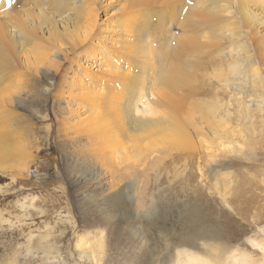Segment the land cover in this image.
Here are the masks:
<instances>
[{"label": "bare ground", "instance_id": "1", "mask_svg": "<svg viewBox=\"0 0 264 264\" xmlns=\"http://www.w3.org/2000/svg\"><path fill=\"white\" fill-rule=\"evenodd\" d=\"M118 2V14L100 24L106 11L98 0H0V157L64 155L71 135L87 143L74 153L108 170L122 163L102 160L117 153L128 159L126 170H175L183 161L200 170L207 157L226 171L232 164L216 159L248 156L250 114L264 112V0ZM238 19L249 27L256 54L252 41L234 42L242 35L231 29ZM19 104L37 117L18 113ZM32 127L44 135L34 142L41 146L27 148L20 142L32 137ZM255 170L257 199L224 174L212 188L227 210L259 226L264 167ZM198 216L195 210L183 220L192 249L206 235ZM260 231L247 242L264 254ZM101 242L94 244L99 253ZM220 244L198 255L177 249L170 260L264 264L257 252Z\"/></svg>", "mask_w": 264, "mask_h": 264}, {"label": "rangeland", "instance_id": "2", "mask_svg": "<svg viewBox=\"0 0 264 264\" xmlns=\"http://www.w3.org/2000/svg\"><path fill=\"white\" fill-rule=\"evenodd\" d=\"M98 2L106 11L99 17L100 24L117 15L121 8L118 0ZM236 21L238 26L231 29L240 30L238 34L242 35L235 36L234 42L252 44L247 24ZM101 29L105 30V26ZM255 42L251 46L252 54H256ZM18 108L20 114L27 112L37 117L33 110L28 111L21 104ZM250 117L252 125L247 129L252 137L249 135L251 142L246 144L248 156L231 154L216 159L232 164L226 171L220 170L217 164L206 163L207 157L203 158L200 170L199 163L192 166L184 161L175 170L163 167L126 170L129 161L120 153L102 160L114 166L122 163L119 170L102 169L95 158L74 153L87 143L73 135L68 137V151L64 155L58 152L51 157L25 158L18 154L4 157L3 153L0 157V264H173L170 259L177 249L198 255L207 244L220 243L234 249L247 248L254 255L257 252L256 258L264 256L247 242L254 235L262 236L260 230L264 223L250 225L227 210L212 188L219 176L220 179L227 175L246 195L257 199L254 179L258 171L255 168L264 167V112L254 108ZM34 125L42 129L36 121ZM34 128L32 137L21 140V145L41 146L38 143L44 133L34 134ZM17 138L13 135L11 139L15 145L20 140ZM251 154L256 158L249 157ZM258 201L257 205L261 206L263 203ZM195 210L200 215L198 218L204 219L201 218L206 235L198 237L192 249L185 239L189 233L183 220L191 218ZM100 238L102 253L94 245Z\"/></svg>", "mask_w": 264, "mask_h": 264}, {"label": "snow or ice", "instance_id": "3", "mask_svg": "<svg viewBox=\"0 0 264 264\" xmlns=\"http://www.w3.org/2000/svg\"><path fill=\"white\" fill-rule=\"evenodd\" d=\"M9 2H11V0H9Z\"/></svg>", "mask_w": 264, "mask_h": 264}]
</instances>
